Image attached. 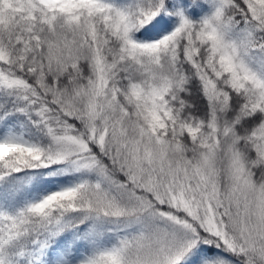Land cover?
<instances>
[{
	"label": "snow or ice",
	"instance_id": "obj_1",
	"mask_svg": "<svg viewBox=\"0 0 264 264\" xmlns=\"http://www.w3.org/2000/svg\"><path fill=\"white\" fill-rule=\"evenodd\" d=\"M0 264H264V0H0Z\"/></svg>",
	"mask_w": 264,
	"mask_h": 264
}]
</instances>
